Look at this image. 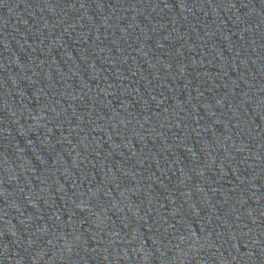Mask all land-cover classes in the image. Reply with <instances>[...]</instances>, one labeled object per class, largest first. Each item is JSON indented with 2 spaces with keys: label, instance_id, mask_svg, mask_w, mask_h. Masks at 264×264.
Masks as SVG:
<instances>
[{
  "label": "water",
  "instance_id": "water-1",
  "mask_svg": "<svg viewBox=\"0 0 264 264\" xmlns=\"http://www.w3.org/2000/svg\"><path fill=\"white\" fill-rule=\"evenodd\" d=\"M0 264H264V0H0Z\"/></svg>",
  "mask_w": 264,
  "mask_h": 264
}]
</instances>
